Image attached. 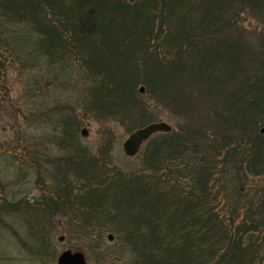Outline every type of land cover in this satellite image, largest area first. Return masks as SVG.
Masks as SVG:
<instances>
[{
	"label": "trees",
	"instance_id": "1",
	"mask_svg": "<svg viewBox=\"0 0 264 264\" xmlns=\"http://www.w3.org/2000/svg\"><path fill=\"white\" fill-rule=\"evenodd\" d=\"M197 3L199 0H0V68L3 58L11 67L29 72L34 86L35 76L39 79L41 72L52 74L50 71L53 70L55 77H64L68 70L77 68L81 73L82 90L86 94L81 103L84 111L94 117L110 119L132 115L131 120L135 111L138 114L145 111V115H140L134 123L141 128L151 123L153 118L146 110L148 107L136 100L135 87L141 84L159 94L171 90L173 86L178 87L179 93L172 96V105L180 108L178 103L187 100L180 88V77L190 70L188 62L201 60L206 63L201 70L208 73L205 78L209 80L215 69L226 67L228 61L233 60L234 51L238 58L252 52L238 34L239 39L233 37L236 42L224 37L228 42H218L216 48L210 44L208 52L211 54L206 56L207 61L203 60V50L209 43L206 38L211 35H207L203 28L199 33L187 28L188 20L195 16ZM246 3L242 4L238 14L245 12ZM248 7L264 11V0H248ZM203 21L204 18H200L197 24L202 25ZM226 28L222 25L214 29L215 34H224ZM228 28H231L230 25ZM195 57L198 59L195 60ZM148 61L153 62V71L142 68ZM257 62L262 72L261 80L252 84V94L238 93L235 97L239 104L237 121L243 118L237 125L248 137L246 142L243 143L244 140L239 138L241 135H238L227 147L221 139L206 134L207 138L215 139L214 142L207 139L210 145L205 146L206 155L215 156L208 157L213 164L203 167L202 161L197 162L200 156L195 155L197 159H192L194 155L188 154L185 147L187 140L189 143L194 141L189 147L198 150L197 143L193 146L197 142L193 138L200 133H193L196 132L193 130L183 136L174 131L160 134L145 146L141 160L144 170L111 176H105L106 167L103 169L85 150L78 148L72 160L75 172H85L92 176L90 179L87 177L86 182L91 184L94 179L96 183L88 187L89 192L83 189L86 186L82 189L79 186L78 194L74 190V198H69L71 188L65 183L63 170V163L69 160L63 158L56 164L63 181L56 196L41 203L43 212L62 209L73 215L77 206L72 207L69 201L74 200L86 210V216L100 220L119 218L125 224L124 229L133 225L138 230L127 237L138 252L142 243L139 239L142 236L138 233L141 232L140 225L142 221H147L150 226L152 224L150 230L155 240L146 238L144 246H141L146 264H264V257L258 253V242L253 237L254 232L260 236L258 241L263 242V250L264 229L262 233L252 231V242L246 232L241 239L239 235L230 239L227 235L229 231L222 223L225 217L216 213L221 198L213 192L216 187L226 188L221 180L225 176L228 159L242 169V163L252 147V138L258 136L256 132L264 124V103L260 102L264 92L254 93L258 88L264 90V58L260 61L257 58ZM208 89L207 94H210L211 85ZM169 95L163 96L167 102L171 99ZM185 106L188 105L185 103L181 107ZM58 108L56 132L60 137L55 141L59 149H66L76 137L79 124L75 109ZM260 118L263 120L260 121ZM251 121L253 125H248ZM245 125L251 128L249 133ZM262 136L258 137L264 138ZM232 145L233 150L230 149ZM259 148L256 146L255 150ZM107 151L104 149L103 156L108 157ZM216 160L219 164H214ZM70 166L67 167L72 168ZM157 171L162 176L154 178ZM211 175L217 177L216 180L210 179ZM162 180L168 185L165 183L163 187ZM183 180H186L188 189L185 192L181 188ZM144 206L148 211L143 210ZM148 214L152 215L150 219H146ZM156 242L158 246L153 247ZM226 242L232 244L227 253L224 251ZM159 249L162 252L160 257Z\"/></svg>",
	"mask_w": 264,
	"mask_h": 264
},
{
	"label": "rangeland",
	"instance_id": "2",
	"mask_svg": "<svg viewBox=\"0 0 264 264\" xmlns=\"http://www.w3.org/2000/svg\"><path fill=\"white\" fill-rule=\"evenodd\" d=\"M242 1L199 0V3L194 7L195 16L191 14L192 18L188 20L187 28L191 32H194L195 29L197 33L203 28L207 35H211L206 38L209 43L203 50V55L202 48L199 49L200 56L202 55L205 61H207L206 56L211 54L208 52L210 44L216 48L218 42H228L224 37L236 42L237 40L233 37L239 39L240 35L237 36L238 34H241L242 41L250 46L251 53L243 54V58H238L234 51L232 53L233 60H229L226 67L218 68V66L209 80L205 78L208 73L201 70L206 63L203 64L201 60H196L200 56L195 57L196 61L188 62L190 70H186L185 74L180 77V88L187 100L190 101L183 100L178 103L180 108H175L172 105V96L179 93L178 87L173 86L169 90L170 92L166 91L160 94L141 84L135 87L136 100L140 102V105L147 106L146 110L152 114L153 120L149 124L165 123L172 131L182 136L186 132L192 133L193 130L196 131L193 133H200V136L193 138L197 141L193 146L197 143L198 150L189 147L194 141L189 143L187 140L185 147L188 154L194 155L192 159H197L195 155L200 156L197 162L202 161L203 167L213 164L208 157L215 156L207 157L206 155L205 146L215 140L207 138V135L221 139L227 147L231 146L238 135H241L239 138L244 140L243 143L248 139L237 125V122H241L243 118L237 121L239 104L235 97L238 93L241 95L252 94L250 91L252 84L261 80L262 72L259 69L257 58L259 61L264 58V11L249 8L248 0H244L247 2L245 12L238 14L244 3ZM194 17L199 18L193 20ZM200 18H204L202 25L197 24ZM222 25L227 27L226 31L217 36L214 29ZM228 25L231 28H228ZM171 57L172 55L169 59ZM1 64L0 264H55L58 255L65 250L81 252L87 264H146L141 246H144L143 241L146 238L155 240L154 234L150 230L152 224L150 226L147 221H142L140 225L139 231L141 232L138 233L142 236L139 238L142 239V243L139 244L138 252L137 247L134 250L127 238L131 232L138 230H135L133 225H128L130 229H124L125 224L119 221V218L110 217L100 220L97 217L86 216V210L74 200L69 201L72 207L77 206L73 215L62 209L58 212H46V214L41 205L44 200L56 196L60 183L63 181L62 178L60 179L62 173L58 172L56 164L63 158L69 160L67 163H63L65 183L69 184L71 188L69 198H74V190L78 194L79 186L80 189L86 186L83 189L89 192L88 187L96 183L93 179L91 184H88L87 177L90 179L92 176L85 172H75L72 160H74L78 148L85 150L86 154L94 158L103 169L106 167L105 176L118 173L125 175L124 173L138 169L144 170L141 161L143 151L149 141L158 134L150 138L142 147L139 155L133 158H128L123 154L122 144L129 135L139 129L134 123L140 115H145L146 112L142 111L138 114L135 111L132 120V115L121 119L94 117L81 107L82 100L86 99V94L82 90L81 73L77 68L68 70L64 77H55L53 70L50 71L52 74L41 72L39 79L37 75H34V86L29 72H21L16 67H11L3 58ZM153 66V62L148 61L142 68L145 70L151 68L153 71ZM157 78L159 79L160 76ZM208 85L212 87L210 94H207ZM140 87L144 89L143 94L139 92ZM258 89V91L255 90V94L264 92L263 89ZM164 95L171 96V99H168V102L165 101ZM263 98L260 100L261 103H264ZM185 103L188 106L181 107ZM57 106L58 109L63 108V110L66 108L75 109L79 124L76 137L66 149H59L55 141L60 137L56 132ZM230 112L233 114L229 115ZM262 120L263 118H260V121ZM251 124L252 121L248 125ZM248 125L244 126L247 128V133L251 129ZM263 127L264 124L258 128L256 132L258 136L263 137L260 133ZM82 129H86L88 132L86 138L80 136ZM258 136L252 138V147L250 153L245 155L242 169L238 164L235 166L231 160L226 161V173L222 180L220 179L226 188H223L224 190L217 189V187L213 189V192H216L221 198L216 213L225 217L223 218L225 221L222 223L229 231L227 235L230 236V239L238 235V238L241 239L246 232L252 242V231L262 233L264 229V138ZM251 137L253 136L251 135ZM227 141L230 142L226 143ZM233 145L237 147V144ZM233 145L230 147L232 150ZM256 146H260V148L255 150ZM104 149L108 150V157L103 156ZM255 157H257L256 160ZM218 161H214V164H217ZM69 165L72 168L67 167ZM233 170L238 172L235 174ZM153 176L154 178L159 177L162 176V173L157 171ZM216 178L212 175L210 177L212 180H216ZM185 181H182V192L187 189ZM165 183L168 185L167 182ZM165 183L162 180L161 184ZM67 206L69 205L67 204ZM120 208L119 211H121ZM143 210L148 211L145 206ZM151 217L150 214L146 215V219ZM108 234L113 236L112 242L107 240ZM161 234L162 230L160 229L159 236ZM253 234L259 245L258 253L264 257L263 242L258 241L260 236L255 232ZM60 238L63 240L61 241ZM154 245L158 246V243L153 244V247ZM231 245L226 242L225 253L229 247L231 250ZM158 255L159 257L162 255L160 249ZM262 259L264 263V258Z\"/></svg>",
	"mask_w": 264,
	"mask_h": 264
},
{
	"label": "water",
	"instance_id": "3",
	"mask_svg": "<svg viewBox=\"0 0 264 264\" xmlns=\"http://www.w3.org/2000/svg\"><path fill=\"white\" fill-rule=\"evenodd\" d=\"M139 92L143 94L144 89L140 88ZM170 130L171 128L165 123H153L136 130L122 144L123 154L128 158L135 157L138 154L141 146L155 134H168ZM260 133L264 135V127L260 130ZM80 135L82 138H86L88 136L87 130L82 129ZM60 240H62V238ZM107 240L112 241V236L108 235ZM56 264H86V262L82 253H72L71 251L67 250L58 256Z\"/></svg>",
	"mask_w": 264,
	"mask_h": 264
}]
</instances>
